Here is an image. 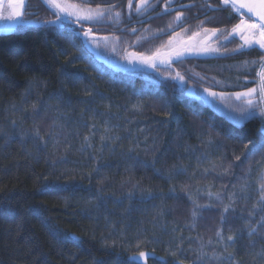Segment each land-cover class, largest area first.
Segmentation results:
<instances>
[{
	"label": "trees",
	"instance_id": "1",
	"mask_svg": "<svg viewBox=\"0 0 264 264\" xmlns=\"http://www.w3.org/2000/svg\"><path fill=\"white\" fill-rule=\"evenodd\" d=\"M49 26L0 32V264H264L262 117L204 101L205 86L220 93L214 60L114 70Z\"/></svg>",
	"mask_w": 264,
	"mask_h": 264
},
{
	"label": "flooded vegetation",
	"instance_id": "2",
	"mask_svg": "<svg viewBox=\"0 0 264 264\" xmlns=\"http://www.w3.org/2000/svg\"><path fill=\"white\" fill-rule=\"evenodd\" d=\"M60 2L68 6L70 10H72V5H76L84 11L95 10L99 7L105 9L106 12L100 18L91 21L82 20L79 23L75 22V17L69 18L67 15H62V19L53 24L45 23V21L55 19L53 15L55 10L50 8L44 0H23L22 7L18 9L22 15L14 19L8 17L17 10L13 5H19L21 0H0V31L7 28L8 24L10 26L16 23L25 26L30 25L29 23H40L44 26L52 24L55 26L49 27L70 29L82 36L84 40L88 39L86 45L92 54H101L102 64L110 69L137 70L140 67L146 68V66L155 69L168 66L171 62L174 64L183 62L185 70L202 69L211 64L208 61L209 58L214 60L212 65L220 70L224 69L217 75L218 88L224 90L233 87V84L230 87L225 86L231 80L241 81L246 89L256 88L258 85L257 78L250 77L251 68L249 66L255 61V58L253 60L254 52L259 51L264 55V50L258 45L240 47L243 40L239 33L232 34V29L240 23L241 17L234 13L232 7L225 5L224 0H150L151 6L141 8L139 11L136 5L140 3V0H133L131 8L128 6L129 0H60ZM116 13L120 15L117 17ZM177 14L182 17L179 21L175 19ZM244 19L251 23L257 22L248 19L247 16H244ZM88 29H91V35L85 36L84 32ZM213 29L216 30L215 33ZM184 48L195 50L185 51L179 57L173 55L165 58L162 56L161 59L155 61V67L137 58L139 53L152 56L157 51L168 53ZM201 48L217 50L203 52L199 51ZM238 51H242L246 59L244 64H247L250 69V71L244 70L243 75H238V71L235 72L233 69L234 66L242 64V59H238L239 55L236 54ZM219 52L229 55L227 58L230 54L235 55L232 59L226 58L225 63L221 60L215 61L219 58H211L225 55ZM133 53L136 56H133ZM224 65L225 68H223ZM248 100L245 99L243 103H234L241 108L247 105ZM218 103L219 99L216 104ZM219 105L220 107L216 109L220 114L228 113L222 109L221 102ZM255 110L259 115L260 103L255 106ZM263 119L262 117V123Z\"/></svg>",
	"mask_w": 264,
	"mask_h": 264
},
{
	"label": "snow or ice",
	"instance_id": "3",
	"mask_svg": "<svg viewBox=\"0 0 264 264\" xmlns=\"http://www.w3.org/2000/svg\"><path fill=\"white\" fill-rule=\"evenodd\" d=\"M44 2L50 6V8L54 9V20L51 21H45V23H56L58 21H60L62 19V15H67L69 18L71 17H75V22L79 23L82 20H87V21H91V20H95L97 18L102 17L103 15H105L106 10L105 9H101V8H97L95 10L92 9H88L86 11L79 9L76 5H72V10L69 9L68 6H65L63 3L60 2V0H44ZM224 4L227 6L232 7L234 13L236 15H239L241 17L240 19V23L235 25L232 29V34H236L239 33L240 34V38L243 40V44L240 45V47H251L254 45H258L260 49L264 50V0H253V2H249V0H224ZM23 5V0H21V3L19 5H13V7L17 10H15L12 14V16L8 17L9 19H14L16 17H19L22 15L21 11H19L18 9L20 7H22ZM133 5V0H129V8H131ZM150 0H140V3L136 5V9L137 11H139L141 8H147L150 7ZM117 17L120 15L119 13H116ZM244 16H247L248 19L250 20H255L257 22L255 23H248L247 20L244 19ZM181 15L177 14V16L175 17V19L177 21H179L181 19ZM215 33V29L212 30ZM258 33V35H257ZM85 36H89L91 35V29H88L84 32ZM195 49L192 48H184L181 50H173L171 52L168 53H161L159 51H157L156 53H154L152 56H140L139 59L147 64H150L151 66L155 67V61L161 59V57H169V56H177L179 57L180 55L183 54V52L185 51H193ZM217 49H209V48H201L199 49V51H203V52H207V51H216ZM133 56H136L135 53L132 54ZM163 62V61H162ZM176 76L183 80V77L180 76L179 73L176 74ZM261 82H262V94H264V73H261ZM205 91H207L209 93L210 96L213 97H217L219 96L220 98H224L225 94L224 93H219L217 94L214 91H210L208 89H205ZM256 90L255 89H249L248 92L245 93H235L234 95L236 96L237 99H240L241 97H245V96H250L252 95V93H254ZM35 105H33V109H35ZM252 101L248 100L247 101V105L244 107H241L236 111V115H234L232 118L234 120H244L247 119L249 116L252 115ZM261 115H264V108L261 109ZM15 123V122H13ZM37 135H39V128H37L36 130ZM105 137H101V139L103 140ZM87 139V137L85 138ZM253 141H248V144H253ZM248 145L246 144L245 147H247ZM261 147H264V135H262V140H261ZM236 159H240V157H236ZM262 180H264V177H262ZM135 187V185H134ZM260 190H261V196L259 198V203L262 207H264V182L261 183L260 186ZM211 195V194H210ZM194 203V207H200L199 205ZM255 208V205L253 206ZM229 210V206H225L224 211L227 212ZM254 213H250V215H252ZM196 215L195 210L193 211V216ZM222 221L224 220V217H221ZM257 225H259L261 228H264V216L260 217V220L257 221ZM256 229V225H251L248 227V231L250 235H254L255 232L254 230ZM217 237L220 238V240H225V237L222 235L221 231H217L216 233ZM234 236H227L226 241L227 242H233L234 241ZM225 243L224 246V252L227 253L226 256H224V259L226 260H231L232 257L234 256V253L228 252L227 249L229 246H231L230 243ZM209 243H211V241H209ZM220 255H223V253H221ZM149 254L145 253V252H140L139 253V258H148ZM215 258L219 259L218 255H215ZM152 259H155V255L154 253L151 256ZM200 258H203V256H201Z\"/></svg>",
	"mask_w": 264,
	"mask_h": 264
},
{
	"label": "rangeland",
	"instance_id": "4",
	"mask_svg": "<svg viewBox=\"0 0 264 264\" xmlns=\"http://www.w3.org/2000/svg\"><path fill=\"white\" fill-rule=\"evenodd\" d=\"M249 23H251L250 21H248ZM6 28V27H5ZM9 29H11V27L10 28H8V26H7V28L6 29H4V30H9ZM257 35H258V33H257ZM236 48L237 49H240V47L239 46H236ZM231 52H233V51H231ZM220 53V52H219ZM220 54H225L226 55V53H220ZM140 56H149L148 54H140L139 53V55H137V58L138 57H140ZM264 56V55H263ZM227 59H230V58H227ZM226 58L225 59H215V60H221L222 62H224L225 63V61L227 60ZM245 61H246V59H245V57L244 58H242V64H239V65H237V66H234L233 67V69L235 70V72H237L238 71V75H243V73H244V70H249L250 71V69L248 68V65L247 64H244L245 63ZM262 64H264V58L258 63V65H257V67H256V70H255V77L257 78V80H258V85L256 86V88L255 87H250V88H247L246 89V87L245 86H243V83L241 82V81H238V82H233L232 80L231 81H229L225 86H227V87H230V85H232L233 84V87H232V89H233V91H226L225 89L223 90V89H220V88H218V90H219V92L220 93H224L225 94V96H224V98L225 99H223V98H220L219 96H217V97H213V96H210L209 95V93L207 92V91H205V89H208V90H210V88L209 87H207V86H205L203 89H202V97L204 98V99H206V100H204L206 103H208V104H210V103H213V105H214V107H215V103L218 101V99H219V103L218 104H216V106L217 107H220V102H221V105H222V109L223 110H226L228 113H226L225 112V114H227V115H229V117L230 118H232L234 115H236L237 113H236V111L235 110H237V109H239L236 105H235V103L234 102H239V103H243V101H245V99H249V100H251L252 101V109H251V111L253 112V111H255V106L256 105H259V103H260V111H259V115L261 116V117H263L264 118V115H261V109L262 108H264V94H262V91H261V89H262V82H261V78H259L257 75H256V72H257V70H258V68L260 67V65H262ZM184 65H183V62H180V63H178V64H174L173 62H171L168 66H164V67H157V68H155V69H151V67H149V66H146V68H143V67H140V68H138V70L139 71H141V72H143V73H147V74H153V73H156V76H158V78H160V76H159V73H168V72H172V71H175L176 69H181V70H184L185 71V69H184V67H183ZM226 66L224 65L223 66V68H225ZM251 69H252V65L250 64V66H249ZM218 69V71L217 72H223L224 71V69H222V70H220L219 68H217ZM187 71V70H186ZM263 73H264V67H263V71H262ZM170 73H168V75L170 74ZM218 77V76H217ZM250 77H251V74H250ZM192 84H186V87H189V86H191ZM192 86H194V85H192ZM224 86V87H225ZM195 87V86H194ZM249 89H255L256 91L254 92V93H252V95H250V96H245V97H241L240 99H237L236 98V96L234 95L235 93H245V92H248V90ZM195 90H196V87H195ZM218 90H217V92H218ZM259 92H260V94H259ZM196 95H197V90H196ZM226 101H227V103H226ZM232 120H234L233 118H232ZM234 121H236V120H234ZM263 129H264V119H263ZM137 256L138 255H134V259H137ZM137 260H139V261H141V262H144V263H146V261H145V259H141V258H139V259H137ZM147 264V263H146Z\"/></svg>",
	"mask_w": 264,
	"mask_h": 264
},
{
	"label": "water",
	"instance_id": "5",
	"mask_svg": "<svg viewBox=\"0 0 264 264\" xmlns=\"http://www.w3.org/2000/svg\"><path fill=\"white\" fill-rule=\"evenodd\" d=\"M249 2H253V0H249ZM19 24H21V23H19ZM18 24V25H19ZM29 24H32V23H29ZM53 24H55V23H53ZM17 25V23L16 24H13L12 26H10V24H8V28H10L11 27V29H9V30H1L0 32H5V33H9V32H11V31H13L14 29H16V27L18 26ZM50 25V24H49ZM52 25V24H51ZM4 29H6V28H4ZM185 94H186V96H188V97H190V98H193V97H195L196 96V90H195V87L194 86H189V87H187V89L185 90Z\"/></svg>",
	"mask_w": 264,
	"mask_h": 264
},
{
	"label": "built area",
	"instance_id": "6",
	"mask_svg": "<svg viewBox=\"0 0 264 264\" xmlns=\"http://www.w3.org/2000/svg\"><path fill=\"white\" fill-rule=\"evenodd\" d=\"M263 67H264V64L260 65V67L258 68L257 72H256V75L261 78V73H263Z\"/></svg>",
	"mask_w": 264,
	"mask_h": 264
},
{
	"label": "bare ground",
	"instance_id": "7",
	"mask_svg": "<svg viewBox=\"0 0 264 264\" xmlns=\"http://www.w3.org/2000/svg\"><path fill=\"white\" fill-rule=\"evenodd\" d=\"M225 17H226V16H225ZM237 21H238V20H237ZM226 23H227V22H226ZM226 23H225V24H226ZM223 24H224V23H223ZM30 25H31V24H30ZM189 70H190V69H189ZM199 73H200V72H199ZM236 82H237V81H236ZM244 83H245V82H244Z\"/></svg>",
	"mask_w": 264,
	"mask_h": 264
},
{
	"label": "crops",
	"instance_id": "8",
	"mask_svg": "<svg viewBox=\"0 0 264 264\" xmlns=\"http://www.w3.org/2000/svg\"><path fill=\"white\" fill-rule=\"evenodd\" d=\"M215 107H217V106H216V103H215Z\"/></svg>",
	"mask_w": 264,
	"mask_h": 264
}]
</instances>
